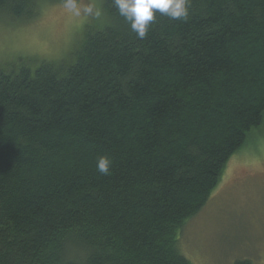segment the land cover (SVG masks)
<instances>
[{
    "label": "trees",
    "instance_id": "1",
    "mask_svg": "<svg viewBox=\"0 0 264 264\" xmlns=\"http://www.w3.org/2000/svg\"><path fill=\"white\" fill-rule=\"evenodd\" d=\"M188 7L139 38L103 0L72 56L0 66V264H191L179 232L264 126V0Z\"/></svg>",
    "mask_w": 264,
    "mask_h": 264
},
{
    "label": "rangeland",
    "instance_id": "2",
    "mask_svg": "<svg viewBox=\"0 0 264 264\" xmlns=\"http://www.w3.org/2000/svg\"><path fill=\"white\" fill-rule=\"evenodd\" d=\"M95 3L103 9V0ZM63 4L45 3L31 21L0 13V66L64 60L87 33L106 22L105 13L100 20L75 17ZM177 238L180 253L191 264H264V126L252 131L207 205Z\"/></svg>",
    "mask_w": 264,
    "mask_h": 264
},
{
    "label": "clouds",
    "instance_id": "3",
    "mask_svg": "<svg viewBox=\"0 0 264 264\" xmlns=\"http://www.w3.org/2000/svg\"><path fill=\"white\" fill-rule=\"evenodd\" d=\"M113 4L139 38L146 36L157 13L172 20H186L189 17L188 0H113ZM63 6L75 17L84 16L100 20L104 15L102 7L98 6L95 0L83 4L80 0H64ZM110 167L111 160L108 156L98 157L97 170L101 174L108 175Z\"/></svg>",
    "mask_w": 264,
    "mask_h": 264
}]
</instances>
